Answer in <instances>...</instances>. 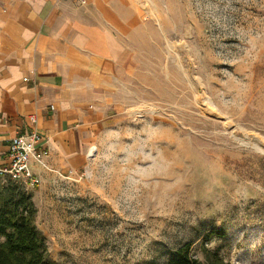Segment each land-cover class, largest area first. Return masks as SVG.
<instances>
[{
    "label": "rangeland",
    "instance_id": "obj_1",
    "mask_svg": "<svg viewBox=\"0 0 264 264\" xmlns=\"http://www.w3.org/2000/svg\"><path fill=\"white\" fill-rule=\"evenodd\" d=\"M137 10L132 64L88 166L0 187L32 195L56 264H167L189 243L202 262L206 250L264 264V0Z\"/></svg>",
    "mask_w": 264,
    "mask_h": 264
},
{
    "label": "crops",
    "instance_id": "obj_2",
    "mask_svg": "<svg viewBox=\"0 0 264 264\" xmlns=\"http://www.w3.org/2000/svg\"><path fill=\"white\" fill-rule=\"evenodd\" d=\"M138 22L137 0H0V164L35 117L50 173L88 166L113 118L115 83L132 64Z\"/></svg>",
    "mask_w": 264,
    "mask_h": 264
},
{
    "label": "trees",
    "instance_id": "obj_3",
    "mask_svg": "<svg viewBox=\"0 0 264 264\" xmlns=\"http://www.w3.org/2000/svg\"><path fill=\"white\" fill-rule=\"evenodd\" d=\"M37 210L32 195L10 183L0 187V264H56L48 253L45 237L35 225ZM224 230L212 231L207 241L225 237ZM202 262L192 255V244L170 251L167 264H226L217 252L204 251Z\"/></svg>",
    "mask_w": 264,
    "mask_h": 264
},
{
    "label": "built area",
    "instance_id": "obj_4",
    "mask_svg": "<svg viewBox=\"0 0 264 264\" xmlns=\"http://www.w3.org/2000/svg\"><path fill=\"white\" fill-rule=\"evenodd\" d=\"M72 1L79 6H85L89 2V0ZM36 123V118H32L33 129L23 131L12 139L8 159L5 164H0V180L9 178L11 181L24 184L26 187H34L39 181L36 168L44 172L51 171L47 163L50 150L43 136L37 130ZM77 174L78 172L70 171L67 175L60 174L59 176L68 179Z\"/></svg>",
    "mask_w": 264,
    "mask_h": 264
},
{
    "label": "bare ground",
    "instance_id": "obj_5",
    "mask_svg": "<svg viewBox=\"0 0 264 264\" xmlns=\"http://www.w3.org/2000/svg\"><path fill=\"white\" fill-rule=\"evenodd\" d=\"M145 2V1H144ZM147 5H149V4H147ZM146 5V6H147ZM158 19V18H157ZM158 22V21H157ZM159 23V22H158ZM95 152H96V149L95 148H93L91 151H90V156L91 157H94V155H95Z\"/></svg>",
    "mask_w": 264,
    "mask_h": 264
}]
</instances>
